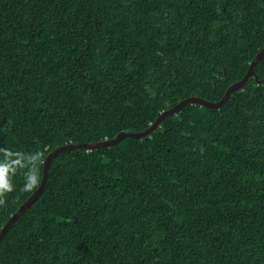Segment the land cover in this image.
I'll return each instance as SVG.
<instances>
[{"label":"trees","instance_id":"1","mask_svg":"<svg viewBox=\"0 0 264 264\" xmlns=\"http://www.w3.org/2000/svg\"><path fill=\"white\" fill-rule=\"evenodd\" d=\"M264 47V0H0V229L68 144L219 101ZM220 107L56 155L0 264H264V54Z\"/></svg>","mask_w":264,"mask_h":264},{"label":"water","instance_id":"2","mask_svg":"<svg viewBox=\"0 0 264 264\" xmlns=\"http://www.w3.org/2000/svg\"><path fill=\"white\" fill-rule=\"evenodd\" d=\"M264 54V47L262 48V50L259 52V54H257L254 59L251 61V63L249 64V67L244 75V77L237 83H234L232 85H230L226 92L224 93L223 97L217 101V102H210L207 101L203 98H199V97H188L185 98L183 100H181L179 103H177L175 106H173L172 108L164 111L163 113H161L155 120L154 122L149 126L148 129L142 131V132H120L114 139L111 140H103L100 142H88V143H83V144H73V143H68V144H64L58 148H56L55 150H53L52 152H50L43 163V170H42V178L40 181V184L38 186V188L28 197V199L23 202L19 209L13 213L9 219L5 222V224L1 227L0 229V238L5 234V232L7 231V229L10 227V225L18 218V216L22 213V211L27 208L29 206V204L40 194V192L43 190V188L46 185L47 182V178H48V169L49 166L51 164L52 159L64 152V151H68L71 149H85V150H92L94 148H98V147H109L115 143H117L119 140H121L123 137H134V138H142L146 135H149L151 132H153L156 128H158V126L160 125V123L162 122V120L165 117H168L170 115L176 114L177 112H179L183 106H185L186 104L189 103H199L205 106H208L210 108H216V107H220L223 103H225L227 101V99L229 98L230 94L237 88H239L240 86H242L248 76L253 75L254 74V66L257 63V61L259 60V58Z\"/></svg>","mask_w":264,"mask_h":264}]
</instances>
